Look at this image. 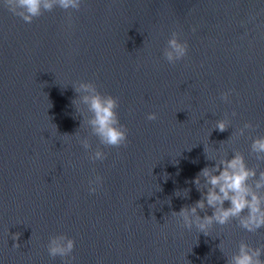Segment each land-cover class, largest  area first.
<instances>
[{
    "label": "water",
    "instance_id": "1",
    "mask_svg": "<svg viewBox=\"0 0 264 264\" xmlns=\"http://www.w3.org/2000/svg\"><path fill=\"white\" fill-rule=\"evenodd\" d=\"M174 31L190 50L170 65L163 51ZM76 82L118 98L127 147H105L80 128ZM152 112L156 121L147 119ZM226 114L230 128L213 130ZM245 123L254 127L228 140ZM76 132L107 159L91 162ZM257 136H264V0H86L80 11L57 8L31 24L0 6L3 264H63L47 252L55 235L76 240L75 264H227L241 240L264 246V229L248 233L233 221L198 239L171 215L201 198L190 181L214 165L204 144L228 140L217 158L240 151L256 167ZM96 175L104 185L90 194ZM188 188L190 198L175 195Z\"/></svg>",
    "mask_w": 264,
    "mask_h": 264
},
{
    "label": "clouds",
    "instance_id": "2",
    "mask_svg": "<svg viewBox=\"0 0 264 264\" xmlns=\"http://www.w3.org/2000/svg\"><path fill=\"white\" fill-rule=\"evenodd\" d=\"M85 2L86 0H0V6L7 8L25 23L31 24L46 12H53L57 8L69 13L73 10L80 11ZM196 30L193 27L192 31ZM189 50L190 46L187 41L182 42L180 32L174 31L167 41L163 57L167 63L175 65L188 57ZM71 87L76 94L72 105L75 112L82 117L80 128H90L91 135L97 137L100 144L105 147L117 149L127 147L129 133L127 126L120 120L118 98L103 94L92 82H76ZM233 92L234 90H229L221 93V99L225 103H230ZM231 115L234 117L236 113L233 112ZM147 119L156 121L158 114L149 113ZM230 124L231 119L226 114L224 119L216 121L213 130L225 132L230 128ZM253 127V124L245 123L232 133L228 140L245 136ZM75 136L83 149L89 153L88 158L91 162H103L107 159V153L100 147L93 149L88 137L81 136L78 132ZM227 141L220 142L219 148L215 149L210 143L204 144L206 159L214 162V165L205 166L190 181L195 185L201 198L191 205L183 206L180 211L171 213L182 228L188 231L195 230L198 239L201 234L213 237L217 225L223 227L233 221H237L239 227L248 233H257L264 229V170H260V165L264 164V136H257L250 146V154L258 161L256 167H250L245 155L240 151H233L231 156L224 151L217 158V153H220ZM103 185L104 178L96 175L89 181L88 191L95 194ZM190 192L191 188L182 192L177 190L175 195L188 199ZM209 209L211 215L208 214ZM15 247L19 248L20 245L16 244ZM75 248L76 240L67 235L52 236L47 244L49 256L53 259L60 257L63 264H75L73 255ZM219 249L225 254L226 244L222 240ZM0 264H3L2 260ZM227 264H264V246H253L241 240L238 249L227 255Z\"/></svg>",
    "mask_w": 264,
    "mask_h": 264
}]
</instances>
